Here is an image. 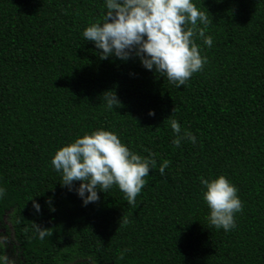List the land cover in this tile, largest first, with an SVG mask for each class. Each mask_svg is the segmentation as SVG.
Listing matches in <instances>:
<instances>
[{"label": "trees", "instance_id": "1", "mask_svg": "<svg viewBox=\"0 0 264 264\" xmlns=\"http://www.w3.org/2000/svg\"><path fill=\"white\" fill-rule=\"evenodd\" d=\"M193 2L213 45L196 39L207 63L178 88L84 39L104 0H0V264H264V0ZM106 90L119 106L106 107ZM172 119L196 143L175 147ZM100 128L154 154L134 205L113 185L85 206L80 181L63 186L51 164ZM220 175L243 205L229 231L203 199L200 178Z\"/></svg>", "mask_w": 264, "mask_h": 264}, {"label": "clouds", "instance_id": "2", "mask_svg": "<svg viewBox=\"0 0 264 264\" xmlns=\"http://www.w3.org/2000/svg\"><path fill=\"white\" fill-rule=\"evenodd\" d=\"M104 5L102 19L91 23L82 33L85 40L94 42L101 50V59L115 56L127 61L138 57L146 69L166 76L178 88L186 86V81L207 63L196 39L212 47L213 39L206 35L211 21L193 0H104ZM102 101L108 109L121 104L112 90L102 94ZM149 115H155L154 110ZM170 127L175 147H180L184 140L196 143V136L189 130L182 131L176 119L170 121ZM156 163L153 153L142 156L122 143L115 132L104 128L78 136L58 149L51 160L54 169L62 174L63 186L72 190L74 182L80 181L75 191L85 206L98 201L99 192H107L113 185L134 205L146 183L145 177ZM169 163L164 160L160 164L161 174ZM200 180L203 199L210 210V224L225 231L236 227L235 214L243 208L237 187L224 175ZM5 194L6 188L0 186V199ZM33 207L37 212L41 210L35 200ZM45 229L35 225L41 240L51 235Z\"/></svg>", "mask_w": 264, "mask_h": 264}]
</instances>
